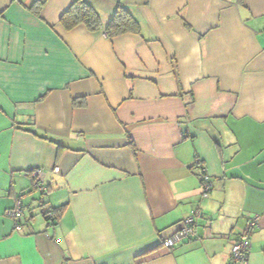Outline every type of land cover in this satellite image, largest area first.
I'll use <instances>...</instances> for the list:
<instances>
[{"label": "crops", "instance_id": "1", "mask_svg": "<svg viewBox=\"0 0 264 264\" xmlns=\"http://www.w3.org/2000/svg\"><path fill=\"white\" fill-rule=\"evenodd\" d=\"M74 1L0 0V264H228L252 218L264 264V0H84L137 20L112 39Z\"/></svg>", "mask_w": 264, "mask_h": 264}, {"label": "built area", "instance_id": "2", "mask_svg": "<svg viewBox=\"0 0 264 264\" xmlns=\"http://www.w3.org/2000/svg\"><path fill=\"white\" fill-rule=\"evenodd\" d=\"M54 173L58 172V168L54 167L52 169ZM45 172L43 169L38 168L29 172V177L31 179L32 185L35 189L39 191H44V178ZM200 184H201V196L202 198L207 197L211 182L210 178L207 176L204 168L200 167ZM22 210L20 205H17L14 209L7 210L5 215L15 222V227L18 228V221H16L21 216ZM200 210L194 209L189 216H187L181 227L175 231L171 236L165 238L161 245L168 250L175 248L182 241L194 238L196 236V222L200 217ZM257 218L250 219L243 232L239 235L238 239L234 242L231 247L230 256L228 264H247L248 254L250 251V233L257 225Z\"/></svg>", "mask_w": 264, "mask_h": 264}, {"label": "trees", "instance_id": "3", "mask_svg": "<svg viewBox=\"0 0 264 264\" xmlns=\"http://www.w3.org/2000/svg\"><path fill=\"white\" fill-rule=\"evenodd\" d=\"M241 0H237L240 3ZM41 3L38 2L32 9L38 10ZM60 25L65 30H70L76 26L82 25L90 32L103 30L109 39L123 34H140V27L137 20L122 6H118L109 22L102 28L98 13L84 0H75L69 8L61 15ZM77 103L75 105H78ZM62 207L51 209L43 214L46 221L55 223L60 217Z\"/></svg>", "mask_w": 264, "mask_h": 264}]
</instances>
